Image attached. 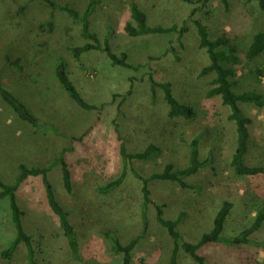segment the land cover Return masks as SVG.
I'll return each instance as SVG.
<instances>
[{
    "label": "rangeland",
    "instance_id": "obj_1",
    "mask_svg": "<svg viewBox=\"0 0 264 264\" xmlns=\"http://www.w3.org/2000/svg\"><path fill=\"white\" fill-rule=\"evenodd\" d=\"M52 1L81 16L90 0ZM226 1L227 7L220 0H210L191 15L195 6L179 0H101L88 18L90 31L101 42L108 37L113 52H125L131 64L141 66L138 71H129L110 66L101 52L84 53L79 60L74 59L69 47L82 41L79 26L72 25L67 15L52 12L43 1L0 0V82L40 124L49 127L34 128L21 121L0 98V180L13 185L21 165L47 167L61 150L73 146L66 155L73 173L72 191L67 193L63 188L59 166L52 168L48 178L57 201L70 213L81 244L80 264L122 263V254L111 250L108 233L123 246L141 236L131 264H169L174 242L157 223L154 205L164 206L166 220L185 214L178 232L194 244L212 230L215 211L223 202L234 205L224 236L249 227L264 206V176H237L227 166L236 144L235 126L220 99L207 97L215 73L206 69L209 61L198 46L193 23L201 21L210 38L224 36L238 50L239 65L231 79L235 82L234 92L264 95V76L255 73L258 69L264 71V55L252 61L245 57L253 35L264 31V13L256 0ZM133 6L146 9L151 26L185 24L187 32L180 38L178 34L131 38L124 26ZM21 7L25 9L17 15ZM70 27L75 30L69 32ZM6 58L18 61L21 71ZM60 62L87 102L103 104L100 112L84 111L67 96L55 77ZM148 73L157 81L170 82L180 103L194 110L195 120L170 119L162 93L158 90L154 100L150 96ZM131 84L132 93L123 101ZM113 94L119 96L112 101ZM241 108L251 119L245 163L264 167V108L245 104ZM81 137V142L71 140ZM119 137L130 153L150 144L160 148L158 157L129 164V169L142 176L161 173L167 164L175 170L187 167L193 139L199 140L201 161L210 159L209 164L185 179L195 189L151 182V204L144 211L141 182L130 171L120 187L107 195L97 194V187L115 180L122 172ZM16 200L23 212L24 231L31 236L40 263L78 264L67 258V244L58 218L46 202L41 177L22 184ZM144 224L146 232L142 235ZM258 234L264 238V225ZM14 237L9 200L5 198L0 200V264H27L23 244L11 258L2 257ZM198 254L206 264H264V250L252 246L208 244ZM177 258L178 264H195L182 250Z\"/></svg>",
    "mask_w": 264,
    "mask_h": 264
},
{
    "label": "trees",
    "instance_id": "obj_2",
    "mask_svg": "<svg viewBox=\"0 0 264 264\" xmlns=\"http://www.w3.org/2000/svg\"><path fill=\"white\" fill-rule=\"evenodd\" d=\"M46 3L52 12H58L67 15L72 22V25L79 26L80 39L82 41L76 46H70L69 51L72 53L74 59L79 60L82 54L88 52H101L106 57L110 66L129 71H138L141 66L133 65L128 61V56L125 52L115 53L111 50L109 39L106 37L102 42L99 40L95 33H92L89 28L88 18L93 12L94 8L100 3L101 0H90L87 4L83 14L80 16L75 10L67 7L60 6L52 0H41ZM180 2L195 6L191 11L194 15L201 8L205 7L210 0H179ZM221 3L227 7L226 0H220ZM258 1L259 9L264 13V0ZM21 7L16 14L21 15L24 11ZM15 14V15H16ZM198 36V46L204 50L209 66L207 71L215 73V79L212 82L214 85L207 93L208 98L218 97L223 106L229 110L228 120L235 126L236 144L234 151L229 159L227 166L237 176L257 177L264 176V167H251L245 163V156L248 151L250 139V125L251 119L244 115L241 105H253L257 108H264V95L257 92H244L236 94L233 90L235 82L231 79L235 76V68L239 65L237 56L238 50L228 38L218 37L212 39L209 36L207 27L198 20L193 21ZM69 32L75 30L70 27ZM125 32L131 38L142 36H157L178 34L182 37L187 32V27L183 24L179 27L176 23L169 26L154 25L148 23V16L146 9L133 6L131 8L130 20L124 26ZM264 55V31L258 32L253 35L250 45L247 48L245 57L247 60L252 61L259 56ZM17 71H21L18 66V61L9 62ZM226 65H229L226 67ZM259 76H264V71L260 69L255 70ZM55 77L67 94V96L82 110L84 111H99L100 106L87 102L82 94L76 89L74 84L67 74L66 66L60 62L55 68ZM133 82V79H130ZM148 83L150 96L154 99L157 98V91L162 93V99L167 106V115L170 119H183L186 121L195 120L194 110L187 105L180 103L173 92L172 84L170 82L157 81L151 73H148ZM132 84L130 89L124 94L125 97L131 95ZM118 94L112 95V101L118 97ZM0 98L10 107L14 114L23 122H26L34 128H42L47 130L45 125L39 123L38 119L29 111L27 106L13 96L0 82ZM123 101L121 103H123ZM121 104H118V109ZM52 130V128H50ZM117 133V127L115 128ZM84 137L72 138V142H81ZM120 141V137L118 138ZM73 151V146L61 150L58 157L49 166L44 168L39 167H26L21 165L19 173L13 185H6L0 180V200L7 198L9 200V208L11 213V222L15 231V237L9 244L8 248L2 252V257L9 259L15 253L20 245H24L26 249L27 264H41L37 252L33 244L31 236H29L23 228L22 217L23 212L19 208L16 200V193L20 186L32 177H41L42 184L45 191L46 202L58 218V224L61 229L62 235L67 244V258L75 263H82L83 257L81 254V244L78 240V235L70 222V213L66 210L60 202L57 201L53 187L48 178L49 172L53 167L59 166L61 171L63 188L67 193H70L73 188V173L71 165L66 159V155ZM118 153L122 163V172L118 178L105 184L104 186L97 187V194L107 195L120 187L126 178L127 172L130 171L132 175L141 182V195H142V209L145 211L147 206L151 204L149 184L153 181H162L167 183H175L182 189H195V186L187 183L186 178L197 175L204 167L209 164V160L201 161L200 159V146L199 140L193 139L189 145V164L184 169L175 170L171 164H167L161 173H154L148 176H142L135 169H129V164L133 162H146L150 161L160 154V148L157 145L150 144L145 149L137 152H128L124 143L118 146ZM233 203L225 201L215 211L213 218V227L209 233L202 235L197 243H191L184 240L178 232V226L183 222L185 214L181 213L175 220H166L163 217L162 205H154L155 219L157 223L165 228L168 235L174 242V249L169 260V264H178V251L182 250L188 255L195 264H206L205 258L198 254V251L208 244H223L233 247L252 246L264 250V238H261L260 233L264 225V206L257 212L253 223L241 230L233 236H224L223 231L227 219L230 217L233 210ZM146 232V224L142 235ZM111 244V250L115 254H122L121 264H131L132 252L135 249L141 236L132 239L126 246L120 244L118 239L113 234H106Z\"/></svg>",
    "mask_w": 264,
    "mask_h": 264
}]
</instances>
